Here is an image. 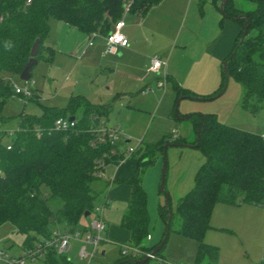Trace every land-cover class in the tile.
<instances>
[{"label": "trees", "instance_id": "trees-1", "mask_svg": "<svg viewBox=\"0 0 264 264\" xmlns=\"http://www.w3.org/2000/svg\"><path fill=\"white\" fill-rule=\"evenodd\" d=\"M222 1L209 2L218 9L220 20L232 21L237 25L238 32L222 61L225 73L221 66L217 88L210 95L199 98L221 94L226 77H230L241 89L240 110L255 116L264 107V0H243L252 3L250 10L236 8L232 0H227L220 7ZM159 2L0 0V72L18 76L36 38L40 42L35 60L43 59V40L48 33L49 20L61 22L86 35L96 33L104 37L124 11L125 15L142 17ZM244 26L245 34L242 36ZM6 43L10 47L6 48ZM50 55L51 51L47 49L48 62ZM171 89L174 108L178 99L196 97L173 81ZM12 95L10 81L0 77V125L8 118L17 120V130L7 142L10 149H0V226L8 223L14 233L23 235L21 248H25L47 238L56 226L75 230L83 214H91L95 199L107 187L101 180V172L105 167L116 166L123 155L106 140L97 142L94 129L101 118L106 117V108L89 105L82 98L72 96L64 108H44L38 117L23 113L4 117L3 106ZM32 100L37 101L36 97ZM69 117L75 120L73 129L48 132L53 120ZM179 118L189 123L193 140L188 142L176 137L171 141L176 146L187 145L198 149L204 158L194 175L191 189L176 200L173 213L168 208V201L166 205H156V214L163 222L164 230L160 241L149 247L146 244L149 218L142 176L152 164L153 155L163 152V147L171 141L143 147L138 153L140 156L136 159L133 175L120 181L131 187V193L119 226L128 235L125 245L142 254L151 253L166 234L168 217L167 236L172 232L174 217L178 224L173 233L195 244L193 264L202 259H207V264H213L217 251L202 242L204 232L210 229L208 221L213 206L264 205V129L261 135L236 129L220 123L214 114L209 113ZM35 127L42 131L39 137L33 135ZM94 183H98L99 189L92 187ZM50 200L58 202L55 209L50 207ZM165 242L153 256L160 253ZM142 259V256L120 255L115 264H137ZM40 261L41 264H71L66 256L52 251H48ZM258 264H264V260Z\"/></svg>", "mask_w": 264, "mask_h": 264}, {"label": "rangeland", "instance_id": "rangeland-1", "mask_svg": "<svg viewBox=\"0 0 264 264\" xmlns=\"http://www.w3.org/2000/svg\"><path fill=\"white\" fill-rule=\"evenodd\" d=\"M193 1L198 2V0ZM209 1L205 0L202 2V9L209 8V10L215 12V7ZM232 2L236 8L242 10L253 8L252 3L243 0H232ZM133 17L134 15H125L124 22L126 24L131 23ZM49 21V25L51 23L53 25L57 24L56 21ZM216 30H218L217 26ZM216 30L214 31L215 33ZM155 35H153V39L154 41L157 39V45L159 46L167 38V36L159 38ZM155 49V46H152L149 50L154 51ZM74 63L72 59L65 62L52 60L50 63L38 61L31 71V81L33 88L37 91L36 96L39 97V100H28L24 104L21 98L11 97L3 106L2 115L4 117H14L23 113L38 117L44 108H64L69 99V89H71L73 82L77 80L80 74L74 69ZM220 67V64H217L216 74L218 79L221 76ZM200 70L202 74L199 79L208 80V67ZM0 77L4 80H10L11 84L19 88L23 87L22 82L18 80L16 75L0 72ZM140 77L146 78L151 82L150 92L141 94L139 86H132V81L123 79L122 76L121 78L109 77L105 84H101L102 82L98 81L99 78L94 77V83H100L98 89L101 90L102 103L113 100L115 103L107 117L101 118V122L108 127L120 125L121 130L125 131L128 136L126 139L129 141L127 144L121 145L124 149L127 147L134 148L138 141H141L138 147L157 145L161 141L169 140L172 132L181 139L192 141L194 136L189 132L188 122L176 120L180 114H214L220 123L247 132H259L263 126L264 107L255 116L240 110L237 104L239 103L241 89L230 77L227 78L225 90L221 94L206 99H199V94H194L196 97L193 99H182L175 102V108L173 107V93L170 90V86L165 84V80L164 90L157 87L158 79H161V76L147 73L146 76L142 75ZM65 78H67V81ZM91 79L93 80V78ZM106 87L109 89L111 87H121V89L126 90L117 92L115 95L118 97L113 99V93L102 91ZM128 92L130 95H128ZM182 106H187L191 109L186 108L185 112H182ZM1 126L4 129L14 131L17 128V120L8 118ZM151 160L152 164L146 168L142 176V187L146 195V210L149 218L148 240L146 242L149 247L160 241L164 230L163 222L156 214L157 202L161 205L164 204L163 193H165L168 197V208L173 213L176 200L191 189L194 175L203 163L204 158L198 149L176 146L171 141L164 149V159L162 152H158L153 155ZM163 163H165L163 192L160 193L159 184ZM97 184L94 183L92 187L99 189ZM102 195L103 192L95 199V205H97V202H101ZM57 203L56 200L49 201L52 209L57 207ZM213 208L210 213L212 217L208 221L210 229H207L202 237V242L205 245L214 247L217 251V259L213 264H258L263 261L264 205L261 207L224 205V207L217 206ZM218 208L224 209L222 211V209ZM88 220L89 217L79 220L76 229L83 230V228H87ZM177 224V220L173 217L171 223L172 232L168 234L164 247L156 256V259H162L163 264H193L195 244L192 240L173 233ZM55 228L62 229L61 226H56ZM100 239L102 242L99 243L98 251L95 253L91 264L117 263L120 258L119 249L121 245L104 241L103 238ZM23 241L24 236L14 233L12 226L8 223L0 226V250H4L9 254L15 253L21 248ZM101 251H103V255L100 254ZM66 258L71 264H85L77 257V245L75 242L72 243L66 253ZM206 260L202 259V261L195 264H207ZM35 264H41V262L39 261ZM143 264H156V261L148 260Z\"/></svg>", "mask_w": 264, "mask_h": 264}, {"label": "crops", "instance_id": "crops-1", "mask_svg": "<svg viewBox=\"0 0 264 264\" xmlns=\"http://www.w3.org/2000/svg\"><path fill=\"white\" fill-rule=\"evenodd\" d=\"M202 4V2L196 3L193 0H160L144 16L137 17L134 15L131 23L126 24L124 22L120 33L126 39L127 46L117 48L113 55L103 54V36L97 34L89 46L88 35L58 21H56L57 24H54L55 26L52 23L49 25L50 21H48V33L43 40L45 50L42 53V58L44 60L39 61L50 63L52 60L65 62L72 59L75 62L73 64L74 69L80 74L69 89V98L78 96L89 105L106 108L108 110L106 117L115 103L114 100L102 103L101 90L98 89L100 83L95 84L94 77L99 78L98 81L102 82L101 84H105L109 77L121 78L122 76L123 79L132 81V86H139L140 93L144 89H148L150 92L151 82L140 76H146L149 59L153 56L165 63L159 72V76L167 78L165 84L170 86L171 91V82L173 81L192 94H199L200 97L208 96L214 92L220 82V79L217 78L216 67L217 64L222 66V61L232 47L238 28L230 20L221 21L219 11L213 4L211 5L215 7V12L209 8L202 9ZM216 26L218 30H216ZM154 34L159 38L164 36L167 38L159 46L157 39H155L156 41L153 39ZM152 46L156 48L154 51L149 50ZM47 49L51 51L49 62L46 60ZM206 67H208V80H204V78L200 80L202 74L200 69H206ZM65 80L67 81V78ZM120 90L126 89H121V87L109 89L106 87L102 91L113 93V99H115L118 97L115 94ZM36 93L37 91L33 88L34 97L39 100ZM128 95H130L129 92ZM179 100L182 99L177 101ZM186 108L190 107L182 106V112H185ZM183 115L185 114H180V116ZM180 118H176V120L187 122ZM103 125L108 127L104 123ZM117 126L125 136L121 144L123 146L129 142L126 139L128 136L125 131L121 130L120 125ZM263 129L264 123L259 132L251 131V133L261 135ZM138 142L141 144V141ZM121 145L119 147L122 151L124 147ZM141 149L143 150V147H140L135 154L122 160L116 166L105 167L101 172V180L107 184L101 202H97V204H104L101 212L104 229L100 234V238H103L104 241L115 242L119 245H125L127 241V232L119 226V223L126 210V202L130 196L131 187L120 181L133 175L135 162ZM217 206L224 207L220 204L214 208ZM218 209L223 211L224 208ZM211 217L212 214L209 219ZM73 242L78 248V242L72 241L71 245ZM18 250L11 254H16ZM100 254L103 255V251Z\"/></svg>", "mask_w": 264, "mask_h": 264}, {"label": "built area", "instance_id": "built-area-1", "mask_svg": "<svg viewBox=\"0 0 264 264\" xmlns=\"http://www.w3.org/2000/svg\"><path fill=\"white\" fill-rule=\"evenodd\" d=\"M204 2L205 0H198ZM116 21L111 31L103 37L104 49L103 54L113 55L116 53L117 48H125L127 46V41L124 36L120 33L121 28L124 25V16ZM96 33H90L88 35V45H91V40L96 37ZM165 63L159 58L153 56L149 59V67L147 73L159 75L160 70L164 67ZM158 79L157 87L164 90V76ZM10 81V80H9ZM22 82V81H21ZM11 84V83H10ZM23 87L19 88L11 84L13 95L12 97L21 98L22 102L25 104L26 101L34 99L33 94V83L31 78L28 81L22 82ZM148 89L142 90L141 94L148 92ZM75 120L69 121L68 118H57L53 120L48 132H66L74 128ZM4 129L0 125V149L2 147L5 150L10 149V145L7 143L14 135L15 131ZM97 134V142H104L105 140L111 146H116L119 150V146L122 144L125 136L119 130L118 126L115 127H105L103 122H99L98 126L94 129ZM42 131L39 128H33V135L39 137ZM177 135L172 132L170 134L169 140H174ZM139 142H137L134 148L127 147L123 149L122 160L135 154L136 150H139ZM113 153V151H111ZM121 160V161H122ZM120 161V162H121ZM102 165V164H101ZM100 175V174H99ZM102 203L97 204L93 207L91 214L88 216V226L83 230H72L68 231L65 229H52L47 238H42L38 242H35L30 247L20 248L16 254H9L4 250H0V264H35L43 259L48 251H52L56 255H64L70 249L71 242H78L79 246L77 248V257L79 260L83 261L85 264H91L95 253L98 251V245L101 242L100 234L104 229V225L101 220V212L103 208ZM121 256L130 255L132 257L147 258L148 260H155L156 264H163L162 259H156L155 256L150 255V253H140L137 249L132 248L127 245H121L119 250ZM41 262V261H40Z\"/></svg>", "mask_w": 264, "mask_h": 264}, {"label": "water", "instance_id": "water-1", "mask_svg": "<svg viewBox=\"0 0 264 264\" xmlns=\"http://www.w3.org/2000/svg\"><path fill=\"white\" fill-rule=\"evenodd\" d=\"M227 0H224L220 3V7L226 3ZM246 25V24H245ZM245 34V26L243 27V33H242V36H244ZM39 42L40 40L38 38H36L32 45H31V48L29 50V57L23 67V69L21 70V72L19 73L18 75V80L19 81H22V82H25V81H28L30 78H31V71L33 69V67L36 65L37 61L35 60V56L38 52V46H39ZM222 70L223 72L225 73V68H224V63H222ZM226 82H227V77L225 79V85H224V90H225V87H226ZM69 121L73 120V117H69L68 118ZM199 131V130H198ZM197 131V132H198ZM177 146H181V145H177ZM183 147H189L187 145H184ZM164 149L166 148V146L163 147ZM162 157L164 159V151L162 152ZM164 170H165V163H163V167H162V172H161V177H160V184H159V192H163V179H164ZM164 195V205H166L167 201H168V197L165 193H163ZM89 216V213H84L83 214V218H87ZM168 225H169V217L167 218V222H166V225H165V231H166V234L165 236L163 237L162 241H161V244H159L154 251H152L150 253V255H154L157 251L160 250L161 246L163 245V243L166 241V238H167V233H168ZM147 260V258H144L140 261H137L136 263L137 264H143L145 263V261Z\"/></svg>", "mask_w": 264, "mask_h": 264}, {"label": "clouds", "instance_id": "clouds-1", "mask_svg": "<svg viewBox=\"0 0 264 264\" xmlns=\"http://www.w3.org/2000/svg\"><path fill=\"white\" fill-rule=\"evenodd\" d=\"M5 47H6V48L10 47V44H7V43H6V44H5Z\"/></svg>", "mask_w": 264, "mask_h": 264}]
</instances>
